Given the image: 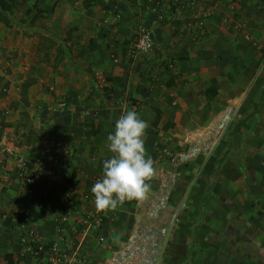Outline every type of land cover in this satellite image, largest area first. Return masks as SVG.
I'll return each instance as SVG.
<instances>
[{"label":"crops","instance_id":"0c3cea01","mask_svg":"<svg viewBox=\"0 0 264 264\" xmlns=\"http://www.w3.org/2000/svg\"><path fill=\"white\" fill-rule=\"evenodd\" d=\"M13 19L10 26L0 20V264H8L6 255L13 264H48L21 242L28 230L47 251L57 245L68 257L92 260L95 241L86 236L94 230L80 234L75 214L64 243L56 220L68 195L81 196L100 176L110 155L106 136L127 110L148 125L150 183L165 177L169 152L182 148L180 159L195 167L201 184L210 176L200 172L203 156L212 152L217 183L208 200L224 182L219 192L235 203L229 213L241 216L233 241L257 249L242 261L264 264V0H167L161 14L150 0H22ZM198 19L202 33L186 29ZM141 26L151 30L154 51L135 56L130 44ZM210 87L217 95L208 99ZM31 127L38 140L27 143ZM215 151L227 154L219 166ZM21 161L31 185L18 174ZM122 207L110 214L121 215Z\"/></svg>","mask_w":264,"mask_h":264},{"label":"rangeland","instance_id":"374dc122","mask_svg":"<svg viewBox=\"0 0 264 264\" xmlns=\"http://www.w3.org/2000/svg\"><path fill=\"white\" fill-rule=\"evenodd\" d=\"M183 151L178 148L169 152L171 164L162 166L165 177L160 176L157 182L155 175V180L150 183L151 191L142 204L126 201L122 204L121 215H110L98 230L91 232L92 238L86 236L92 243L95 241L91 253L94 264H252L244 263L241 256L250 251L257 252V249L252 246L245 249L244 240L240 246L233 241L239 235L237 229H233L235 222V226H239L234 219L241 216L229 213L235 203L225 192H219L225 186L224 182L217 188L213 201L208 200L211 187L213 190L217 183L211 180L216 168L209 173L212 152L202 154L205 166L200 172L210 176L199 184L193 180L195 167L180 159L179 152ZM177 156L179 158L175 160ZM214 157L217 166L226 161L227 154ZM165 178L169 181L164 182L162 179ZM184 178L186 183L181 181ZM160 186L165 188L164 193L159 192ZM183 191L185 196L179 198ZM180 210L182 217L178 213ZM219 216L223 218L220 221ZM216 221L220 223L219 228ZM132 223H138L139 229L132 230ZM103 226H107L106 233L100 231Z\"/></svg>","mask_w":264,"mask_h":264},{"label":"clouds","instance_id":"9594fccd","mask_svg":"<svg viewBox=\"0 0 264 264\" xmlns=\"http://www.w3.org/2000/svg\"><path fill=\"white\" fill-rule=\"evenodd\" d=\"M147 127L135 110L115 119L104 141L110 155L102 160L100 178L91 188L98 211L113 210L126 201L141 202L151 191L154 163L144 146Z\"/></svg>","mask_w":264,"mask_h":264},{"label":"built area","instance_id":"2783aa9c","mask_svg":"<svg viewBox=\"0 0 264 264\" xmlns=\"http://www.w3.org/2000/svg\"><path fill=\"white\" fill-rule=\"evenodd\" d=\"M183 2L187 6H191L193 4V0H183ZM150 3L153 5V10L157 14H161L167 0H150ZM203 17H208V14ZM201 19L196 20V23L189 21V23L185 25L186 29L202 33L204 31L205 24ZM153 51L154 41L152 32L148 27L141 26L130 44V52L132 55L138 56L149 55L153 53ZM18 174L24 184L31 185L34 183V176L31 174L30 168L23 161L19 163ZM99 178L100 176L95 178L94 182H96ZM91 188L92 186L87 188L86 191L79 197L69 194L66 198L65 213L56 220L62 242H66L63 230L65 224L71 216L75 214L80 216L77 228L83 234L85 232L87 233V231L98 230L104 219L110 217L111 210L98 211L96 209L94 205V195L91 192ZM20 239L21 242L26 244L28 248L34 251L38 256H45L48 264H94L92 260L83 254H76L71 257L62 254L57 245L48 249V251L45 250L41 244V237L35 230H28L23 236H21Z\"/></svg>","mask_w":264,"mask_h":264},{"label":"trees","instance_id":"16d2710c","mask_svg":"<svg viewBox=\"0 0 264 264\" xmlns=\"http://www.w3.org/2000/svg\"><path fill=\"white\" fill-rule=\"evenodd\" d=\"M22 4V0H0V20H2L6 26H10L12 25V22L14 21L13 19V13L16 9H18V7ZM31 13V10H28L26 12V16L30 15ZM0 83H1V80H0ZM204 95L210 99V98H213L217 95V91L210 87L208 89H206L204 91ZM155 114H156V118H155V121H154V126L156 127L158 125V122L160 120V117H161V112L160 110L158 109H155ZM172 123L166 125L164 127V129H169L172 127ZM34 128H30V131H29V134L27 135V143H30L34 141H37L38 140V136H34ZM6 260H7V263L8 264H13V262L11 261V255H6L5 256Z\"/></svg>","mask_w":264,"mask_h":264}]
</instances>
